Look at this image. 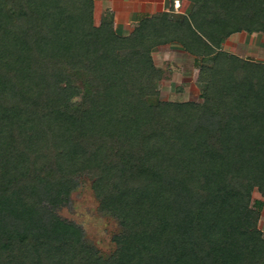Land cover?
<instances>
[{
	"label": "trees",
	"instance_id": "obj_1",
	"mask_svg": "<svg viewBox=\"0 0 264 264\" xmlns=\"http://www.w3.org/2000/svg\"><path fill=\"white\" fill-rule=\"evenodd\" d=\"M192 1L190 19L162 12L120 38L92 25L91 0H0V264H264L251 203L264 195V63L218 50L232 31H264V0ZM174 37L210 63L208 87L157 114L149 52ZM71 69L104 91L72 100ZM93 171L115 191L102 197L121 221L113 257L55 212Z\"/></svg>",
	"mask_w": 264,
	"mask_h": 264
},
{
	"label": "rangeland",
	"instance_id": "obj_2",
	"mask_svg": "<svg viewBox=\"0 0 264 264\" xmlns=\"http://www.w3.org/2000/svg\"><path fill=\"white\" fill-rule=\"evenodd\" d=\"M235 2L237 3V0ZM195 8L196 4L192 0H91L90 14L94 27L111 24L118 37L131 38L136 35L138 28L143 26L144 20L153 15L165 12L167 20L180 23L185 19H190V13ZM29 26L27 24V28ZM23 27H25L24 23ZM175 27L177 30L178 25ZM176 34L182 33L181 31L178 33L169 31V36ZM134 44H137L136 41L133 42ZM127 45L129 46L130 43ZM218 50L242 60L264 63V31L258 29L248 31L246 28L232 31L222 40ZM149 55L158 70V77L153 82L151 91L149 90L150 92L143 97L145 107L156 109V113L159 114L160 108L166 101H203L202 93H205L208 84L199 70L201 65H209V62L203 63L201 57L196 58L175 37L155 44L150 48ZM47 65L43 62L38 63L36 68L41 70ZM71 73L73 75L77 73L74 84L79 92L72 97V100L82 101V95L92 89L98 92L104 91L105 82L95 77L96 75L85 71L75 72L74 69H71ZM60 77L64 78V75ZM61 85H64V81ZM125 94L124 90L121 94L123 98H121L120 107L126 106L123 104L127 102L125 101L127 94ZM106 141V147L111 149L114 146L113 143H110L108 139ZM102 178L94 171L78 175L77 185L70 192L68 201L55 208V212L61 218L77 224L81 228V239L99 255L108 258L113 257L117 252L113 236L121 233L122 229L121 221L113 214L111 206L102 201L103 194L107 192L114 194L115 192H105V189L109 188L112 183L110 179L107 181ZM121 187L122 193L129 190L125 185ZM256 199L262 201L256 226L264 238V195L259 189L254 188L251 203L255 205ZM121 252L122 250L119 249L118 258Z\"/></svg>",
	"mask_w": 264,
	"mask_h": 264
}]
</instances>
